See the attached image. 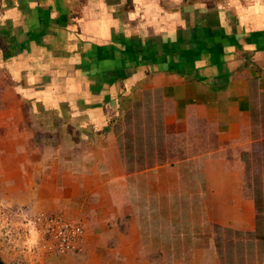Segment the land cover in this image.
<instances>
[{
	"label": "crops",
	"instance_id": "1",
	"mask_svg": "<svg viewBox=\"0 0 264 264\" xmlns=\"http://www.w3.org/2000/svg\"><path fill=\"white\" fill-rule=\"evenodd\" d=\"M150 1L143 2L141 23L133 15L124 19L111 0H83L74 9L65 3L73 14L72 24L62 28L65 40L44 38L53 53L1 61L11 89L3 99L0 205L12 206L20 225L43 213L63 214L85 227L83 239L65 251L43 248L32 233L31 264L200 258L206 250L189 243L191 252L181 254L182 226L229 224L237 205L236 213L248 208L237 226L255 228L247 224L255 201L245 197L241 155L257 152L261 137L254 139V132H264V46L257 48L255 39L264 33V19L251 10L226 9L230 20L213 14L218 19L210 21L209 14L192 16ZM120 26L124 34L158 42L174 40L181 27L196 41L223 40L219 49L211 42L223 52L214 51V66L176 57L179 66L131 69L118 82L119 92L106 94L97 78L66 58L80 53L67 45L82 42L81 36L94 43L109 39ZM194 68L204 72L202 80L187 73ZM190 211L193 217L182 221Z\"/></svg>",
	"mask_w": 264,
	"mask_h": 264
},
{
	"label": "rangeland",
	"instance_id": "2",
	"mask_svg": "<svg viewBox=\"0 0 264 264\" xmlns=\"http://www.w3.org/2000/svg\"><path fill=\"white\" fill-rule=\"evenodd\" d=\"M14 1L15 5L20 2V0ZM14 1L0 0V28L4 26L8 18L15 17L18 14L21 15L19 11L16 12L19 9L13 7ZM64 1L66 5L74 9L83 0ZM111 1L117 2L113 6H115V9H120L123 15L125 14L124 19H128L127 15H133L138 20L140 17L143 19L144 0ZM150 2L160 3L168 10L174 8V11H193L192 16L200 17L207 14L206 11L216 13L217 10L220 12L228 9L231 10L230 12L232 10L233 12L245 11V13L252 15L250 14L251 10L254 15L261 16L264 19V0H151ZM128 12L129 14H127ZM218 12L216 13L217 16ZM222 13L220 12V15ZM8 89H11L9 69L4 62L0 61V136H2L1 128L4 117V92ZM262 116L264 117V114ZM28 121H30V118H28ZM254 135V139L261 137L258 141L260 145L257 148L258 151H242L241 156L244 160L243 170L246 175V186L248 187L245 197L255 201V205H252L251 222L246 221L249 226L252 225L255 228L250 230L241 229L237 226L240 223V214L244 216L248 211V208H246L244 211L240 209L241 212L236 213L239 205L235 209L231 208L230 212L232 214L229 224H219L213 220L207 222V224H197L196 227L188 226L185 228L182 226L181 254L191 252H187L189 244L191 247L196 246L197 249L206 250V253L200 258L187 256L179 259H159L162 261L161 264H173V262L174 264H264V132L257 134L256 131ZM257 205H261L260 210H258ZM229 206L232 207L233 205ZM246 206L248 207V205ZM190 214L182 217V221L189 216L193 217L194 214L191 211ZM16 216L18 215L14 212L12 206L4 207V205H0V256L5 264H31L30 255L34 253L36 247L31 242V236L27 233L25 226L19 224Z\"/></svg>",
	"mask_w": 264,
	"mask_h": 264
},
{
	"label": "trees",
	"instance_id": "3",
	"mask_svg": "<svg viewBox=\"0 0 264 264\" xmlns=\"http://www.w3.org/2000/svg\"><path fill=\"white\" fill-rule=\"evenodd\" d=\"M13 4L14 8L19 9L16 12L19 11L21 15L18 14L15 17L8 18L4 26L0 28V61L13 59L25 53H38L43 59L45 53L47 54L46 56L53 53V44H45L44 38L52 35L56 36L58 43L65 40L66 31L62 28L72 24L71 15L73 14H71V8L65 5L64 0H20L16 5L15 1ZM115 4L117 2H110V8L113 9ZM206 12L209 14L210 21H215L218 18H222L223 22L229 20L225 10H223L221 16V11L218 12L217 10L218 18L213 16L217 12ZM141 20H144V17L143 19L140 17V23ZM210 25L212 23H209L208 27ZM120 28L118 31L114 29L109 39H101L94 43L81 36L80 40L83 43L78 41L67 45L68 49L71 46H78L80 53L74 52L70 56L67 55L66 58L76 61L75 63L79 62L78 69L97 78L96 81L102 87L105 86L106 94L108 92L111 93L110 90L118 93V82H124L130 76L129 71L131 69L138 71L143 68H157V66L164 64L167 66L178 65L180 63L176 62V57L185 59L187 63L190 62L192 65L197 60H204L205 62L209 60V63L214 66V64H218L217 58L213 56L214 51L215 54L223 52L221 49H214V47L219 49L218 45L219 43L223 44V40L214 41L216 38L211 36V42L214 43L213 47L211 42L205 40L206 37H202L204 38L203 40L198 39L196 41L189 37L188 34H185L181 27H178L179 29L175 28L178 31H182L180 36L177 34V38L165 42L160 40L158 42L154 36L142 38L131 33L127 35L123 33L125 32L124 28L121 26ZM171 31L172 33H177L173 29ZM224 36L222 37L226 39ZM255 39L257 48L264 46V33L261 35L257 34ZM225 42L234 44L236 39L227 38ZM261 49H264V47ZM202 69L205 72L204 67ZM204 72H201L198 68L187 71V73H195L198 80L203 79V74L202 76L199 74ZM213 72L214 70L210 69L205 76H210ZM257 206L258 210H260L261 205ZM0 264H5L1 256Z\"/></svg>",
	"mask_w": 264,
	"mask_h": 264
},
{
	"label": "built area",
	"instance_id": "4",
	"mask_svg": "<svg viewBox=\"0 0 264 264\" xmlns=\"http://www.w3.org/2000/svg\"><path fill=\"white\" fill-rule=\"evenodd\" d=\"M24 226L30 236L35 233L40 237L43 248L56 251L69 249L85 235V227L80 221L63 214L41 213L27 217Z\"/></svg>",
	"mask_w": 264,
	"mask_h": 264
}]
</instances>
